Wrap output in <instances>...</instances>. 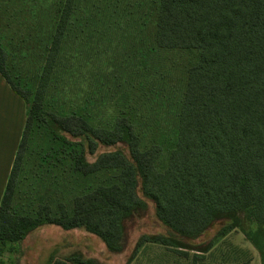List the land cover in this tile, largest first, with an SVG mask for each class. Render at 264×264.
<instances>
[{"label":"trees","instance_id":"16d2710c","mask_svg":"<svg viewBox=\"0 0 264 264\" xmlns=\"http://www.w3.org/2000/svg\"><path fill=\"white\" fill-rule=\"evenodd\" d=\"M78 1L64 0L57 11L39 75L23 76L0 44V75L26 105L24 129L0 201V255L45 226L83 230L108 252L121 253L126 222L150 201L165 232L142 235L126 264L148 246L162 252L155 264H203L213 243L196 251L203 255H190L191 242L217 222L225 223L216 235L223 237L243 221L257 225L245 237L264 264V0L154 2L152 26L140 24V33L148 39L141 46L156 51L151 63L169 72L158 73L156 82L173 84L171 72L178 67L163 64L161 54L178 50L193 55L177 91L174 137L166 147L160 141L144 143L142 116L132 105L102 123L87 105L62 100L57 84H51L65 75L58 71L60 51L70 18L80 10ZM39 133L42 143L33 144ZM32 145L39 147V166L47 171L57 168L78 178L114 175L96 186H81L55 206L56 191L39 193L31 185L25 208L19 210L15 204ZM48 264L105 263L73 254L52 256Z\"/></svg>","mask_w":264,"mask_h":264},{"label":"rangeland","instance_id":"374dc122","mask_svg":"<svg viewBox=\"0 0 264 264\" xmlns=\"http://www.w3.org/2000/svg\"><path fill=\"white\" fill-rule=\"evenodd\" d=\"M63 1L0 0V44L23 76L29 78L40 74L45 46L53 33L56 13ZM155 1L76 2L80 10L70 18L60 51L62 60L58 71L65 75L62 78L60 74L51 84H57L56 89L62 100L87 105L89 113L102 123L110 121L124 107L132 105L136 115L142 116L139 119L143 122L141 128L145 130L144 143L160 141L166 147L174 137L177 91L193 55L178 50L161 54L163 64L178 67L171 72L173 84L156 82L159 74L169 72L160 68L158 71L151 63L152 57L156 58V51L149 53L146 47L143 48L147 46L148 39L140 33V24L148 29L152 26ZM143 67L150 70L146 73L142 71ZM43 138L39 133L33 137V144L42 143ZM32 148L27 153L29 160L24 162L21 175L23 185L18 190L19 200L15 204L19 210L25 208V194L31 185L39 193L56 191L57 196L53 195L55 201L52 202V206H55L57 200L67 202L81 186H96L114 175L109 173L78 178L72 173L62 175L57 168L47 171L39 166V147L32 145ZM114 149L105 148L102 151ZM167 149L164 150L163 160ZM54 180L56 183L58 181L55 186ZM224 225V222H217L200 239L192 241L194 250L189 254L203 255L196 251H203L212 242L211 250L204 252L206 261L203 264H241L248 258H251L250 264H263L260 253L245 237L247 232L255 231L257 225L243 221L240 227L232 229L225 236L216 237ZM164 232L165 229L155 217L153 203L147 201L146 209L126 222L124 250L121 253L108 252L97 237L83 230L63 231L55 226H45L29 234L12 252L0 255V262L47 264L52 256L65 259L80 254L100 263L126 264L142 235ZM160 253L158 248L148 246L140 250L132 264H155Z\"/></svg>","mask_w":264,"mask_h":264},{"label":"crops","instance_id":"0c3cea01","mask_svg":"<svg viewBox=\"0 0 264 264\" xmlns=\"http://www.w3.org/2000/svg\"><path fill=\"white\" fill-rule=\"evenodd\" d=\"M25 120V102L10 89L0 75V199L10 175Z\"/></svg>","mask_w":264,"mask_h":264}]
</instances>
